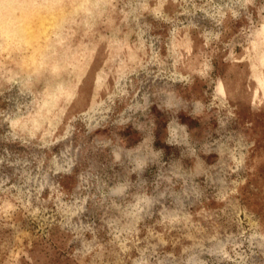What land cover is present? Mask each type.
<instances>
[{"label":"rangeland","instance_id":"rangeland-1","mask_svg":"<svg viewBox=\"0 0 264 264\" xmlns=\"http://www.w3.org/2000/svg\"><path fill=\"white\" fill-rule=\"evenodd\" d=\"M0 264H264V0H0Z\"/></svg>","mask_w":264,"mask_h":264}]
</instances>
